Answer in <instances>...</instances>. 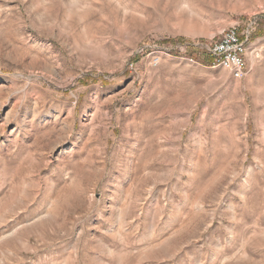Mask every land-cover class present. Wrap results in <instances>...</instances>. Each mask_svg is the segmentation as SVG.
I'll use <instances>...</instances> for the list:
<instances>
[{
    "label": "rangeland",
    "instance_id": "rangeland-1",
    "mask_svg": "<svg viewBox=\"0 0 264 264\" xmlns=\"http://www.w3.org/2000/svg\"><path fill=\"white\" fill-rule=\"evenodd\" d=\"M0 264H264V0H0Z\"/></svg>",
    "mask_w": 264,
    "mask_h": 264
},
{
    "label": "built area",
    "instance_id": "built-area-1",
    "mask_svg": "<svg viewBox=\"0 0 264 264\" xmlns=\"http://www.w3.org/2000/svg\"><path fill=\"white\" fill-rule=\"evenodd\" d=\"M251 31H244L240 24L223 31L221 38L205 48L213 66L230 72L234 79H243L247 72L248 40ZM156 65L159 59L155 60Z\"/></svg>",
    "mask_w": 264,
    "mask_h": 264
},
{
    "label": "trees",
    "instance_id": "trees-1",
    "mask_svg": "<svg viewBox=\"0 0 264 264\" xmlns=\"http://www.w3.org/2000/svg\"><path fill=\"white\" fill-rule=\"evenodd\" d=\"M206 64H210L211 60H209V62H207L206 60L204 61Z\"/></svg>",
    "mask_w": 264,
    "mask_h": 264
}]
</instances>
